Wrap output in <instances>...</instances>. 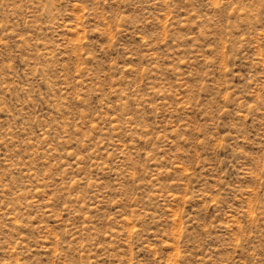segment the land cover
I'll use <instances>...</instances> for the list:
<instances>
[{
    "label": "rangeland",
    "instance_id": "374dc122",
    "mask_svg": "<svg viewBox=\"0 0 264 264\" xmlns=\"http://www.w3.org/2000/svg\"><path fill=\"white\" fill-rule=\"evenodd\" d=\"M0 264H264V0H0Z\"/></svg>",
    "mask_w": 264,
    "mask_h": 264
}]
</instances>
